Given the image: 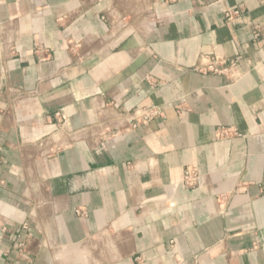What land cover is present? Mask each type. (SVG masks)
<instances>
[{"label": "crops", "instance_id": "1", "mask_svg": "<svg viewBox=\"0 0 264 264\" xmlns=\"http://www.w3.org/2000/svg\"><path fill=\"white\" fill-rule=\"evenodd\" d=\"M0 264H264V0H0Z\"/></svg>", "mask_w": 264, "mask_h": 264}, {"label": "built area", "instance_id": "2", "mask_svg": "<svg viewBox=\"0 0 264 264\" xmlns=\"http://www.w3.org/2000/svg\"><path fill=\"white\" fill-rule=\"evenodd\" d=\"M238 15H239L238 10H228L225 12V17L227 21L229 22L238 20ZM253 27H254L253 38L257 39L258 38V30H257L258 26L254 25ZM235 65H236L235 61L233 60H228L222 57H212V58L207 59L206 69L207 71L214 72V73H223L225 70L231 67H234ZM158 114H159V111L155 107H150L141 112V118L144 120H148V119L155 117ZM231 134H234V132L230 128L219 127L216 131L217 137H221V138L227 137ZM196 177L197 176H196L195 171L193 169L188 168L183 178L182 185L185 187H191L194 184ZM76 213L78 214L79 211H76Z\"/></svg>", "mask_w": 264, "mask_h": 264}]
</instances>
